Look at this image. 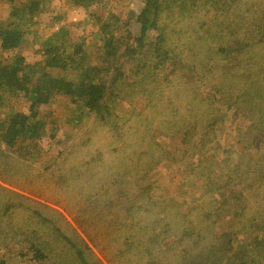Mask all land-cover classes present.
<instances>
[{"label": "trees", "instance_id": "1", "mask_svg": "<svg viewBox=\"0 0 264 264\" xmlns=\"http://www.w3.org/2000/svg\"><path fill=\"white\" fill-rule=\"evenodd\" d=\"M71 1L77 6L88 3L84 24L92 26L98 18V52L91 53L94 46L85 38L73 43L70 31L62 26L44 40L41 60L30 63L18 53L0 59V161L10 158L22 164L18 158L25 159L33 149L37 150L40 131L45 126L39 108L52 104L57 97L67 103L62 121H69L68 117L81 112L73 121L75 133L90 120L112 129L123 128L121 105L127 100L141 101L139 109L132 104L131 111H125L128 123L130 116L134 119L133 131L123 129L125 133H120L123 148L114 152L117 164L126 169L134 167L130 164L133 159L125 157L126 147L131 145L129 138L141 146L140 140L147 135L161 133L183 146H193V150H204L223 131V125L220 126L224 105L234 108V118L242 120L241 125L247 127L238 129L239 137L251 134L253 144L264 147V0H147L140 13H132L127 21L112 11L111 0ZM101 9H106L102 17L98 15ZM46 10L44 0H28L14 7L8 20H0V48L14 52L25 45L37 18ZM127 22L139 25L137 35L128 29ZM187 71L197 79L187 82L181 74ZM203 84H210L211 90L204 92ZM21 93L29 103V113L15 108V98ZM148 146L141 150L138 159L136 154L134 164L146 167L149 162L157 161L154 151L160 148L152 140ZM235 170L234 174L242 181L234 185V192L243 201L264 194V175L260 176L257 168H250V172L249 167ZM128 172L124 171L120 179L127 178ZM117 181L112 185H117ZM134 187L123 189L130 211L124 219V224L130 220L125 228L131 234L127 243H131V237L142 241L144 227L153 233L160 230L156 224L160 222L159 215L136 216V212L154 205L151 187L131 194ZM220 194L223 195L222 190ZM135 206L142 209L134 210ZM6 208L7 205L4 212L0 208V215L14 214V205L8 204V212ZM248 209L244 205L237 216L241 217ZM40 220L50 222L46 216ZM260 221L256 216L249 217L239 232L235 227L229 238L213 250L216 264H224L227 256L228 264H255L264 252L252 254L250 247L240 250L235 236L248 230L249 234H255ZM171 224L178 226L176 217L167 219L166 229ZM261 224L264 226L262 221ZM122 228L116 229L123 233ZM177 229L173 231L174 237L180 235L181 227ZM198 232L200 240L206 242L217 238L214 232ZM11 233L0 225L1 244L17 240V234ZM181 236L183 241L186 234ZM142 242L137 248L151 254V246L146 251ZM75 247L80 264H92L84 251V247L88 250L90 247L81 248L80 242ZM208 247L207 242L205 249ZM29 254V260L36 264L49 261L40 244L31 242L21 256L28 258ZM155 258L157 264H172L170 258L161 262L159 254ZM191 258L196 259L194 255Z\"/></svg>", "mask_w": 264, "mask_h": 264}, {"label": "rangeland", "instance_id": "2", "mask_svg": "<svg viewBox=\"0 0 264 264\" xmlns=\"http://www.w3.org/2000/svg\"><path fill=\"white\" fill-rule=\"evenodd\" d=\"M27 1L0 0V20H8L13 8ZM44 1L47 10L37 18L28 42L14 52L0 48V59L18 53L30 63L41 60L44 40L62 26L70 31L73 43L85 38L93 45L91 53L95 55L100 47L96 35L100 23L96 22L98 18L93 20L92 26L83 23L87 19L88 3L77 6L71 0ZM146 1L111 0L110 8L127 21L132 13H140ZM104 13L106 9H101L98 15L102 17ZM127 25L133 34L139 33V25L134 22ZM92 62L95 64L97 60L94 58ZM181 74L187 82L197 79L189 71ZM203 85L204 92L211 90L210 84ZM15 100L18 111L29 113V103L22 93ZM132 104L139 109L142 103L135 99L121 105L124 119L120 125L123 128L112 129L90 120L77 133L73 121L81 112L68 117L69 121H62L67 112V103L62 97L39 108V117L45 126L40 131L37 150L33 149L25 159L18 158L22 164L10 158L0 161V208L4 212L3 207L7 205L8 212V204H12L15 211L12 215H0V225L8 233L17 234V240L12 243L3 245L0 241V263L36 264L29 260L31 254L28 258L21 256L34 242L47 253L49 261L46 264H80L75 247L80 242L81 248L90 247V250L84 247V251L92 264H157V254L161 262L170 258L172 264H216L218 260L213 250L229 238L235 227L239 232L246 220L254 216L264 223V194L243 201L234 192V185L242 181L234 174L235 169L249 167L250 172L253 167L260 176L264 175V147L254 145L251 134L239 137L238 129L247 127L241 125L242 120L234 118V108L223 106L220 126L223 125V131L213 142L208 141L210 144L204 150H193V146H183L180 141L165 138L161 133L153 137L147 135L146 139L140 140L141 146L129 138L131 145L126 147V154L124 149L122 153L129 160L133 159L130 164L134 167L126 169L117 164L114 152L123 148L124 140L120 134L125 133L123 129L129 133L133 131L134 119L129 115L128 123L125 112L131 111ZM150 140L160 148V151H154L157 161L149 162L146 167L134 164L136 154L138 159L141 150L149 147ZM124 171L129 174L121 180ZM117 179V185L113 186ZM134 185L131 194L151 187L155 200L154 205L144 209L135 206L134 210L142 209L136 216L153 215L154 218L159 215L160 222L156 224L160 225V230L153 233L144 227L143 242L131 237V243H127V236L131 234L125 228L130 225V220L124 224V219L130 211L123 189ZM244 205L249 209L241 217L237 216ZM41 216H46L50 222H42ZM169 217H176L179 222L178 226L171 224V231L165 227ZM261 221L255 234H249L248 230L235 236L240 250L250 247L254 251L252 254L264 252ZM177 227H181L180 235L174 237L173 231ZM164 228L167 231H163ZM198 230L203 234L214 232L217 236L207 241V249V242L200 240ZM181 234H186L183 241ZM141 242L146 251L151 246V254L137 248ZM239 252L237 254H241ZM192 255L196 259L193 260ZM259 258L255 264H264V255ZM228 260L229 256L224 264H228Z\"/></svg>", "mask_w": 264, "mask_h": 264}]
</instances>
